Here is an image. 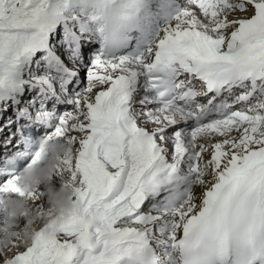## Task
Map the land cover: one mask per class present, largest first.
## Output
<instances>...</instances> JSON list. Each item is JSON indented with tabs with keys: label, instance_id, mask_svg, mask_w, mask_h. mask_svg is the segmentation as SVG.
Wrapping results in <instances>:
<instances>
[{
	"label": "snow or ice",
	"instance_id": "1",
	"mask_svg": "<svg viewBox=\"0 0 264 264\" xmlns=\"http://www.w3.org/2000/svg\"><path fill=\"white\" fill-rule=\"evenodd\" d=\"M38 138L81 205L51 233ZM0 181L38 213L0 264H264V0H0Z\"/></svg>",
	"mask_w": 264,
	"mask_h": 264
},
{
	"label": "clouds",
	"instance_id": "2",
	"mask_svg": "<svg viewBox=\"0 0 264 264\" xmlns=\"http://www.w3.org/2000/svg\"><path fill=\"white\" fill-rule=\"evenodd\" d=\"M36 147L40 156L31 166L21 170L18 186L26 194L36 192L39 186H43L46 210L39 222L51 225L48 229L51 233L60 223L81 211L80 202L76 199L78 185L75 182L52 183L53 176H58V168L63 167L61 161L70 157L72 146L38 138ZM37 215L30 199L13 196L0 198V248H7L14 242L21 245L30 242Z\"/></svg>",
	"mask_w": 264,
	"mask_h": 264
},
{
	"label": "bare ground",
	"instance_id": "3",
	"mask_svg": "<svg viewBox=\"0 0 264 264\" xmlns=\"http://www.w3.org/2000/svg\"><path fill=\"white\" fill-rule=\"evenodd\" d=\"M33 131H34V133L36 135H39L40 136V135H43L44 134V131L45 130L37 128V129H33ZM33 148H35V145L33 146ZM25 164L26 163L24 162V160L18 161L17 162V165H16V169H15V174L19 175V173L21 172V170L24 168ZM0 182H2V181H0ZM60 182H61L60 181V178L54 175L53 176V179H52V183L58 185ZM39 190L40 191H43V186L42 185L39 186ZM197 191H199V189H197ZM19 250H23V246H21V248ZM13 251H15V249ZM11 254L12 253H8V255H11ZM0 259H2V258H0Z\"/></svg>",
	"mask_w": 264,
	"mask_h": 264
},
{
	"label": "rangeland",
	"instance_id": "4",
	"mask_svg": "<svg viewBox=\"0 0 264 264\" xmlns=\"http://www.w3.org/2000/svg\"><path fill=\"white\" fill-rule=\"evenodd\" d=\"M86 56H87V53H86ZM80 77H81V81H82V83H81V87H83L84 86V84L86 83V78H85V71L84 70H82L81 71V73H80ZM60 107V110L61 111H63V110H71V106H68V105H62V106H59ZM45 132V131H44ZM37 136H39V135H37ZM41 136V135H40ZM36 149H37V147H36ZM35 149V150H36ZM34 150V151H35ZM28 157V158H27ZM27 157H25V166L24 167H26L27 166V164L28 163H30V160H31V155H29V156H27Z\"/></svg>",
	"mask_w": 264,
	"mask_h": 264
}]
</instances>
